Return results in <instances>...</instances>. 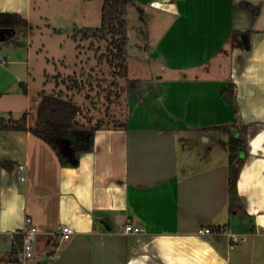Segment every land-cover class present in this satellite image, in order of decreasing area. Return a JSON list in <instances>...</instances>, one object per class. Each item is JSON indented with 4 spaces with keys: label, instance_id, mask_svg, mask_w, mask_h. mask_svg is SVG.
Here are the masks:
<instances>
[{
    "label": "crops",
    "instance_id": "obj_1",
    "mask_svg": "<svg viewBox=\"0 0 264 264\" xmlns=\"http://www.w3.org/2000/svg\"><path fill=\"white\" fill-rule=\"evenodd\" d=\"M41 2L0 0V12L28 22L0 29V44L36 10L47 19ZM125 21L139 87L124 122L95 131L92 151L62 166L28 113L27 130L0 129V264L16 262L27 217L38 233L25 264H264V0H129ZM15 64L0 60L9 115L16 101L32 102ZM233 120L246 126V145L230 200L225 140L240 132L209 128ZM127 224L144 231L126 233ZM61 225L73 228L69 240H59ZM203 227L244 234L246 245Z\"/></svg>",
    "mask_w": 264,
    "mask_h": 264
},
{
    "label": "rangeland",
    "instance_id": "obj_2",
    "mask_svg": "<svg viewBox=\"0 0 264 264\" xmlns=\"http://www.w3.org/2000/svg\"><path fill=\"white\" fill-rule=\"evenodd\" d=\"M39 1L47 19H40L36 10L23 34L0 44V60L16 62L32 102L27 108L24 98L16 101L9 115L5 112L9 99L3 97L0 122L4 119L18 124L21 116L28 113L31 126L41 128L37 124V103L41 104L43 96L49 94L80 107L70 120L73 124L120 126L127 114L129 92L134 88L132 78L139 74H134L137 63H128L127 54L117 57V43L110 36L101 39L84 34L88 28L100 27L102 0ZM178 140L181 150L182 138L179 136ZM58 141L62 148L72 149L71 138ZM225 145L228 151L227 140ZM199 147L202 148L201 143Z\"/></svg>",
    "mask_w": 264,
    "mask_h": 264
},
{
    "label": "trees",
    "instance_id": "obj_3",
    "mask_svg": "<svg viewBox=\"0 0 264 264\" xmlns=\"http://www.w3.org/2000/svg\"><path fill=\"white\" fill-rule=\"evenodd\" d=\"M129 0H102L101 8V25L98 28H88L84 31L86 37H97L105 39L110 36L116 42L117 57L122 58L126 54L125 46L127 44V26L125 21L126 8ZM241 7L246 10L252 17H256L259 13V7L250 2H241ZM28 26V22L20 14L16 12H0V29L16 31ZM124 77L123 74H119ZM134 81V88L139 87V81ZM68 102L50 100L45 102L43 110L40 112L41 124L46 125L45 129L30 128V131L45 141L56 153L59 162L62 166H73L66 154L63 153L59 139L69 137L72 139V157L79 159L82 153L90 152L94 146V133L100 126L89 127V129H77L76 125L70 120L75 115L76 110H71V105ZM55 107V111H52ZM25 118L20 119L18 124H0V129H18L27 130L24 124ZM209 129L215 131H230L238 130V136H230L228 140V187L230 200L237 198L236 182L242 158L239 155L241 148L246 145L245 132L246 126H237V121L233 120L230 124L213 126ZM5 165L4 163H1ZM19 235L14 236V242H18ZM12 250V256L17 254Z\"/></svg>",
    "mask_w": 264,
    "mask_h": 264
},
{
    "label": "built area",
    "instance_id": "obj_4",
    "mask_svg": "<svg viewBox=\"0 0 264 264\" xmlns=\"http://www.w3.org/2000/svg\"><path fill=\"white\" fill-rule=\"evenodd\" d=\"M26 164L20 163L17 165V170L19 171V178L20 180H24V175L21 173L25 170ZM26 224L28 226L23 230V244H22V250L17 256V261L13 264H25L27 261H29L33 257V243L36 239V235L38 233V229L36 226L33 225L32 220L30 217H27L25 219ZM226 227L217 228V230L213 231L209 227H203L200 230H198L199 234H223L228 233ZM144 229L139 226H132L131 224H127L125 226V232L126 233H142ZM58 235L60 241H66L69 240L72 235L74 234V230L69 225H61L58 229ZM228 236L230 238V241L232 243H240L244 242L246 240V236L235 234V233H228ZM54 258L55 256H51Z\"/></svg>",
    "mask_w": 264,
    "mask_h": 264
},
{
    "label": "water",
    "instance_id": "obj_5",
    "mask_svg": "<svg viewBox=\"0 0 264 264\" xmlns=\"http://www.w3.org/2000/svg\"><path fill=\"white\" fill-rule=\"evenodd\" d=\"M125 50H126L127 54L134 55V56H140L139 50L137 49L136 46H134V42L130 36H128V40H127V44L125 46ZM50 98H54V97L49 95V94H45L43 96V100L40 104V110L43 108L44 103L47 102ZM58 100H60V99H58ZM71 110H77L78 111V110H80V107L71 105ZM45 127L46 126L44 124H41L42 129H44ZM76 128L77 129H83V130L89 129L88 126H81V125H76ZM62 151L64 154L67 155V157L69 158V160L73 164L76 163L77 160L72 157V150L62 148ZM68 153H69V155H68Z\"/></svg>",
    "mask_w": 264,
    "mask_h": 264
},
{
    "label": "flooded vegetation",
    "instance_id": "obj_6",
    "mask_svg": "<svg viewBox=\"0 0 264 264\" xmlns=\"http://www.w3.org/2000/svg\"><path fill=\"white\" fill-rule=\"evenodd\" d=\"M50 100H56V101H60L61 102V100H58L57 98L56 99H50ZM49 100V101H50ZM48 102V101H47ZM64 102V101H63ZM68 105H70V104H68ZM43 107H44V105H43ZM43 110V108L40 110V112ZM52 111H55V107H52ZM40 112H39V117H40ZM40 121H41V119H40ZM46 126V125H45ZM46 128V127H45ZM44 128V129H45Z\"/></svg>",
    "mask_w": 264,
    "mask_h": 264
}]
</instances>
